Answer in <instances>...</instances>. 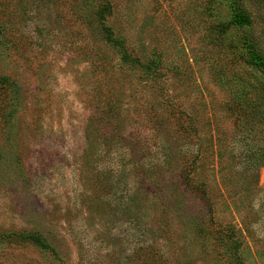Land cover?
<instances>
[{
    "label": "rangeland",
    "instance_id": "rangeland-1",
    "mask_svg": "<svg viewBox=\"0 0 264 264\" xmlns=\"http://www.w3.org/2000/svg\"><path fill=\"white\" fill-rule=\"evenodd\" d=\"M243 32L223 0H0V264H264Z\"/></svg>",
    "mask_w": 264,
    "mask_h": 264
},
{
    "label": "trees",
    "instance_id": "trees-1",
    "mask_svg": "<svg viewBox=\"0 0 264 264\" xmlns=\"http://www.w3.org/2000/svg\"><path fill=\"white\" fill-rule=\"evenodd\" d=\"M226 6V12L228 16V23L234 28L241 29L246 27V33L243 32L240 34L238 42H241L243 47L241 55L243 57V63L250 70V76L252 80L249 81L245 78V96L241 97L239 101L241 104L238 110L240 114L237 113L235 120L245 119L244 114L246 113L245 119V130H255L262 128L264 129V52L257 46L256 40L253 36V33L249 32L251 27L250 17L246 9L244 8L241 0H223ZM108 3V1H105ZM99 12V18L97 22L101 27H104L105 30L107 25L101 19V12ZM119 58L121 60L129 59V52L125 49L121 50ZM149 70V69H148ZM12 90V86H10ZM236 99V97H235ZM232 108V104L231 107ZM245 131V132H246ZM250 132V131H249ZM246 132L245 134L249 133ZM245 152H246V161L245 165L251 167L252 169H257L260 166L264 165V142H254L249 139V142H245ZM184 178H188V174L184 175ZM186 181V180H185ZM188 182V181H186ZM7 232V231H4ZM226 233L229 235L232 234V230L227 229ZM11 235V236H10ZM20 237L14 233H3L0 232V241L8 242L11 237ZM23 237L30 238L33 242L38 244L42 248H50L49 244L39 235L36 234H27ZM23 239V238H22Z\"/></svg>",
    "mask_w": 264,
    "mask_h": 264
}]
</instances>
